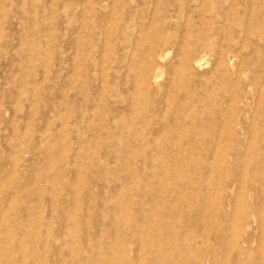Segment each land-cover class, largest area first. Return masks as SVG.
Segmentation results:
<instances>
[{
	"label": "rangeland",
	"instance_id": "1",
	"mask_svg": "<svg viewBox=\"0 0 264 264\" xmlns=\"http://www.w3.org/2000/svg\"><path fill=\"white\" fill-rule=\"evenodd\" d=\"M0 264H264V0H0Z\"/></svg>",
	"mask_w": 264,
	"mask_h": 264
},
{
	"label": "bare ground",
	"instance_id": "2",
	"mask_svg": "<svg viewBox=\"0 0 264 264\" xmlns=\"http://www.w3.org/2000/svg\"><path fill=\"white\" fill-rule=\"evenodd\" d=\"M203 61H204L203 59H199V60L196 62V64H197V65H200V64L203 63Z\"/></svg>",
	"mask_w": 264,
	"mask_h": 264
}]
</instances>
